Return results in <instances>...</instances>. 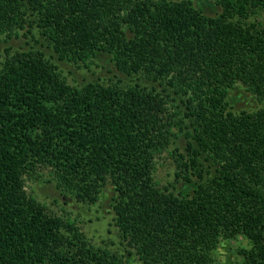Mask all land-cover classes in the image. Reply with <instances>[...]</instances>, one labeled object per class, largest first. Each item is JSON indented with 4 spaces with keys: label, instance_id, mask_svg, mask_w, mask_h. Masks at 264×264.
Segmentation results:
<instances>
[{
    "label": "trees",
    "instance_id": "trees-1",
    "mask_svg": "<svg viewBox=\"0 0 264 264\" xmlns=\"http://www.w3.org/2000/svg\"><path fill=\"white\" fill-rule=\"evenodd\" d=\"M213 1L210 15L189 0H0L7 39L36 25L59 60L105 53L138 78L74 86L43 52L5 49L0 264H128L28 192L44 169L86 205L112 184L115 226L139 264H215L222 241L240 236L251 248L235 264H264V110L228 99L239 85L264 99V0ZM178 127L189 128L174 153L177 177L195 185L186 195L154 176Z\"/></svg>",
    "mask_w": 264,
    "mask_h": 264
},
{
    "label": "rangeland",
    "instance_id": "rangeland-1",
    "mask_svg": "<svg viewBox=\"0 0 264 264\" xmlns=\"http://www.w3.org/2000/svg\"><path fill=\"white\" fill-rule=\"evenodd\" d=\"M169 1L182 2L184 0ZM189 1L207 14L213 15L218 11V8L213 5V0ZM260 16L264 21V12L260 13ZM28 29L31 31L30 34L26 32ZM28 29L21 31L19 36H14L11 39H7L6 35L0 34V68L4 61L5 49L10 47L16 51L38 50L43 52L58 67L63 77L74 86H82L94 81L106 85L119 84V86L134 85L138 82L136 76H130L119 70L111 56L105 53H98L87 65L59 60L40 29L36 25L28 26ZM142 83L148 87L154 85L157 89L162 90L159 82L145 80ZM228 99L234 106L233 110L237 112L264 110V99L251 94L241 85L230 92ZM170 105L172 113H179L182 110L179 109V101H171ZM180 115H184L183 110ZM185 122L187 126L190 125L188 120ZM188 129L186 127L175 129V133L178 135L175 140L176 144L156 159L154 173L155 180L161 187L175 190L176 193L181 195H186L195 187L193 183H188L177 177L179 169L174 155L176 148L184 153ZM40 171L42 172L41 177L27 182V190L45 204L51 214L75 221L95 246L108 249L112 254L122 257L128 264H139L134 250L129 247L128 236L115 226L113 204L116 190L112 184L105 188L100 201L96 205H86L64 195L56 187L49 170ZM250 248L251 244L242 236L232 241H222L215 254V264H235L241 261L238 251Z\"/></svg>",
    "mask_w": 264,
    "mask_h": 264
}]
</instances>
